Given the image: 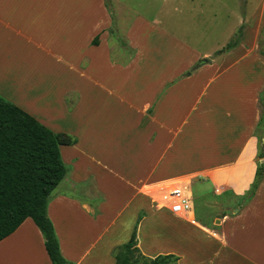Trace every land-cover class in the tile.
Segmentation results:
<instances>
[{
	"label": "crops",
	"instance_id": "crops-1",
	"mask_svg": "<svg viewBox=\"0 0 264 264\" xmlns=\"http://www.w3.org/2000/svg\"><path fill=\"white\" fill-rule=\"evenodd\" d=\"M110 2L0 0V58L40 56L51 69L60 66V72L52 69L59 72L55 92L45 90L43 100L53 99L42 103L44 91L32 94L30 71L0 59V96L75 138L59 147L69 171L59 182L65 188L58 184L47 205L61 255L73 264H116L112 248L126 239L139 198L168 210L186 246L193 234L212 243L208 264H264V162L247 193L262 113L264 0H237L238 10L228 0H208L205 14L195 9L179 20V31L177 22L171 30L158 18L124 14L121 4ZM194 179L228 205L212 224L196 219L187 184ZM178 181L188 187V218L163 199ZM87 182L97 193L76 192ZM147 213L140 250L150 257L174 254L179 264L177 246L146 252L158 239V220L154 227ZM0 264H51L31 218L0 240Z\"/></svg>",
	"mask_w": 264,
	"mask_h": 264
},
{
	"label": "trees",
	"instance_id": "trees-1",
	"mask_svg": "<svg viewBox=\"0 0 264 264\" xmlns=\"http://www.w3.org/2000/svg\"><path fill=\"white\" fill-rule=\"evenodd\" d=\"M233 44L228 42L224 49ZM260 102L262 113L254 131L257 169L248 194L253 193L263 169L264 134L257 135L256 131H264V89L260 93ZM74 141L75 138L52 131L0 96V240L29 217L42 234L51 264H73L60 253L52 222L47 216V205L53 190L69 171L61 159L59 147ZM114 257L116 264H176L178 259L171 253L144 256L137 247L135 232Z\"/></svg>",
	"mask_w": 264,
	"mask_h": 264
},
{
	"label": "rangeland",
	"instance_id": "rangeland-1",
	"mask_svg": "<svg viewBox=\"0 0 264 264\" xmlns=\"http://www.w3.org/2000/svg\"><path fill=\"white\" fill-rule=\"evenodd\" d=\"M67 1L69 3V6H73L76 3V0H67ZM109 1L110 0H105L107 6ZM207 1L208 0H111L110 4L111 6H113V8L115 6V3L116 5L121 4L120 6L122 8H120V10H122V13L128 14L129 12V14L133 15V17L136 15H143V17L148 20H152L153 17L158 18L160 21L168 23L169 24L168 28L174 30L175 29L174 23L172 22H177L179 25L180 24L179 20L186 18L188 20L190 18L189 17L190 12L191 13L195 12L194 11L195 9L196 10L202 9L203 13L205 14L207 10L205 7V3ZM64 2L65 0H63V3ZM228 2L230 5L235 3L236 5L234 4L233 8L238 10L237 0H228ZM171 23L172 25H170ZM178 25L176 27L178 28L179 31L180 25L179 26ZM118 34L119 33L117 31V35L114 34V36L118 38ZM235 39L236 38L230 41H235ZM118 42H119L118 44L121 43L120 40H118ZM260 50L264 52V42L261 43ZM0 59L2 60L1 65L5 64L12 69H16L17 67L24 65L25 68L28 69V71H30V75L32 74V94L36 91H44V95L42 97V103H44L49 99H53V97L51 96L47 100H43L45 97V90L49 89L51 93L53 92L52 91L53 88L55 92V87L58 83L56 81V76L60 72V66L52 65V69L59 70L58 73H53L52 72L53 70L49 67L47 63L49 59L45 57L34 56L32 58H18V59L0 58ZM68 81L69 79L67 78V76H65L64 82L68 83ZM54 100L55 101L58 100V97L55 96ZM101 103L103 104L102 109L108 107L107 99L102 98ZM256 133L257 135H263L264 131L262 129H258ZM174 184H176V182H174ZM187 184H189L188 186L191 189L193 202L195 203L197 221L203 224L206 222L212 224V222L218 221L217 218H219L222 215V213L224 212V208H226V206L228 205L226 204L224 205L218 202V200H214L213 198L214 196H212L211 189L205 184H203L202 180L194 179L188 182ZM165 186L166 185H159L156 186L155 188L159 189ZM62 188H65V186H62V182H61V184H59L58 186V189H62ZM76 188H77L76 192H78L83 196L87 195L88 192L91 194L97 193L93 189V186L91 185L90 182L84 183L83 185H80ZM151 201L152 202L147 203L142 199L139 198L137 199L136 209L132 212L131 215V229L126 234H124V237L126 238L124 242L117 244L114 248H112L111 253L113 257L114 254L121 248V246L129 240L133 232H135L137 247L139 251L142 253V251L140 250V245L141 242H143V240L146 239L147 234L141 233L139 231V227L142 216H144L148 211L147 214L149 215L148 216L149 221L153 226L158 220L156 225L157 227L155 228L156 236L158 239H156L157 241L155 240L153 244L152 243L146 244L147 246H151L150 248L146 249L147 250L146 252L157 251L160 249L177 246V248L181 249V252L183 253L181 254L179 264H208L207 263L208 258L212 254L211 252L212 243H209L208 241L204 242L201 239V237L193 234V237L197 238V240H195L192 237V243H189L188 244L189 246H186V243L183 239L184 237L181 236L183 230L177 228L173 223L170 222L169 217L170 218L172 217L168 212V210L165 208H160L158 210H155L156 202L153 200ZM161 214L163 215V218L162 216H160L158 219V216ZM149 221L144 222V225H146L147 230L149 229V225H147ZM185 224L188 225L191 229H195V227H197L194 224H190V223H185ZM161 253L162 251L158 252V254ZM142 254L144 256H147L144 253Z\"/></svg>",
	"mask_w": 264,
	"mask_h": 264
},
{
	"label": "built area",
	"instance_id": "built-area-1",
	"mask_svg": "<svg viewBox=\"0 0 264 264\" xmlns=\"http://www.w3.org/2000/svg\"><path fill=\"white\" fill-rule=\"evenodd\" d=\"M166 190L167 191L163 193V199L170 203V210L173 213L188 218L192 208L191 199L188 195V187L179 182Z\"/></svg>",
	"mask_w": 264,
	"mask_h": 264
},
{
	"label": "bare ground",
	"instance_id": "bare-ground-1",
	"mask_svg": "<svg viewBox=\"0 0 264 264\" xmlns=\"http://www.w3.org/2000/svg\"><path fill=\"white\" fill-rule=\"evenodd\" d=\"M178 182H180V181H178ZM178 182H176V183H178Z\"/></svg>",
	"mask_w": 264,
	"mask_h": 264
}]
</instances>
